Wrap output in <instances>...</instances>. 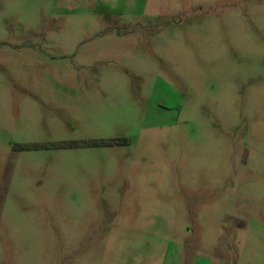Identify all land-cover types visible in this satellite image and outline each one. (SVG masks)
I'll use <instances>...</instances> for the list:
<instances>
[{
  "label": "rangeland",
  "instance_id": "374dc122",
  "mask_svg": "<svg viewBox=\"0 0 264 264\" xmlns=\"http://www.w3.org/2000/svg\"><path fill=\"white\" fill-rule=\"evenodd\" d=\"M0 264H264V0H0Z\"/></svg>",
  "mask_w": 264,
  "mask_h": 264
}]
</instances>
